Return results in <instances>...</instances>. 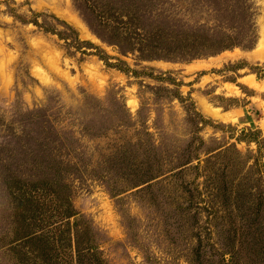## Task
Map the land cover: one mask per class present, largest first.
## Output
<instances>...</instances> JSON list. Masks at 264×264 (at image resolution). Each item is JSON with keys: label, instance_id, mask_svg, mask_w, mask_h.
Wrapping results in <instances>:
<instances>
[{"label": "rangeland", "instance_id": "obj_1", "mask_svg": "<svg viewBox=\"0 0 264 264\" xmlns=\"http://www.w3.org/2000/svg\"><path fill=\"white\" fill-rule=\"evenodd\" d=\"M175 33L234 45L146 57ZM263 84L264 0H0V264L59 208L103 264H264Z\"/></svg>", "mask_w": 264, "mask_h": 264}, {"label": "trees", "instance_id": "obj_2", "mask_svg": "<svg viewBox=\"0 0 264 264\" xmlns=\"http://www.w3.org/2000/svg\"><path fill=\"white\" fill-rule=\"evenodd\" d=\"M175 35L176 33L171 40L162 37V40L160 42H156V45L158 46H155V48L158 47L163 53H156L158 52L156 48L155 53L151 52V54H149L148 56H146L145 54L143 56H146L149 59L164 58L169 60H188L205 55H212L222 50L228 49L232 45H234V43L232 42V36L226 34L220 37H217L214 34L207 33L201 35L194 34V37H192V34L185 33L177 34V36ZM151 40L154 41V39ZM150 45H152V43L148 44V46ZM119 157L120 156L118 155L110 156L111 160L114 159L115 161L121 163L120 160L123 161V159H119ZM46 183H48L47 185L50 184L53 186L52 181H46L43 184L46 185ZM38 190L31 188L28 189L25 196L27 198V202H29L30 204L36 202V200H34L36 199V197L33 195L35 193L41 195L43 192L39 188ZM58 210L61 215H64L60 219L59 224L55 223L53 227L47 228L49 227L48 225H51L50 222L47 221L45 227L46 229L50 230H47V233L44 234V237L43 234H36V232H34V236H31L32 238L30 237V240L38 239V242H36V244L39 245V257H41L40 262H46V264H60L61 261L57 259H60L61 255H64L65 258L69 259V257L72 256V253L74 252L75 261L78 264H103L102 259L98 256L99 249L95 243V237L92 233V228L86 226V229L84 231H81V228L78 227L79 219L76 218L73 220V222H71L70 219L73 216V213L71 211L62 210L60 208ZM52 230H54V232L58 231L59 238H57L54 234H48L51 233ZM65 230H70L72 231V233H67ZM25 233V235H22L23 237L31 234L28 233V230ZM51 242L58 243L63 250L66 248L67 250H55L56 246H50ZM32 247L33 246L31 245V248ZM39 263L30 262V264Z\"/></svg>", "mask_w": 264, "mask_h": 264}, {"label": "bare ground", "instance_id": "obj_3", "mask_svg": "<svg viewBox=\"0 0 264 264\" xmlns=\"http://www.w3.org/2000/svg\"><path fill=\"white\" fill-rule=\"evenodd\" d=\"M84 30H86L85 27H84ZM94 40H95V39H94ZM96 40H97V39H96ZM228 54H229V52H228ZM230 54H231V53H230ZM202 66H204V64H202ZM202 66H201V67H202ZM189 69H190V68H189ZM198 69H199V68H198ZM251 82H252L251 84H252L253 87H255V88H260V85H259L256 81H251ZM248 83H249V82H248ZM263 86H264V84H263ZM263 90H264V89H263ZM218 114H219V113H217V116H219ZM221 117H222V115H221ZM223 118H224V117H223Z\"/></svg>", "mask_w": 264, "mask_h": 264}]
</instances>
